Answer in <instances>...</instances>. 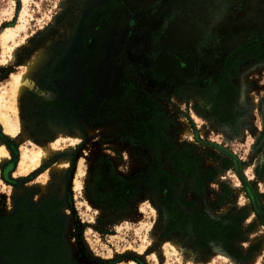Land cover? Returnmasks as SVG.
<instances>
[{"label": "rangeland", "instance_id": "obj_1", "mask_svg": "<svg viewBox=\"0 0 264 264\" xmlns=\"http://www.w3.org/2000/svg\"><path fill=\"white\" fill-rule=\"evenodd\" d=\"M0 20V39L8 27L18 35L11 52L0 40V94L34 57H49L21 98L22 130L11 138L0 124L10 154L0 166V231L22 207L51 206L68 257L79 264H264V0H0ZM236 58L239 92L224 121L210 114L208 85ZM132 87L158 102L173 144L213 172L204 190L189 180L185 200L193 207H179L239 216L231 248L165 235L167 193L145 183L156 156L121 133ZM49 143L61 152L23 175V150ZM103 159L142 180L126 212L90 198Z\"/></svg>", "mask_w": 264, "mask_h": 264}, {"label": "trees", "instance_id": "obj_2", "mask_svg": "<svg viewBox=\"0 0 264 264\" xmlns=\"http://www.w3.org/2000/svg\"><path fill=\"white\" fill-rule=\"evenodd\" d=\"M239 67L238 59L228 61L221 76L212 78L208 85V93L212 96L210 114L224 121H229L233 112L230 97L239 92L234 83L240 73ZM132 90L125 98L128 107L120 122L121 133L123 139L149 147L156 156L158 165L152 169L145 183L161 195L167 193L163 199L162 214L167 223L165 235L179 232L195 238L202 248L210 244L231 248L239 216L215 219L203 210L198 209V214H194L179 207V203L184 207H193L185 200L190 189L189 180L195 183L197 189L204 190L206 178L213 177V172H204L201 160L194 157L188 147L178 148L164 134L169 120L158 102L150 95L137 96V92ZM161 151H164V158H161ZM141 186L140 178L121 176L110 159H103L93 174L90 198L101 205L107 203L108 210L126 212L137 200ZM195 200V205H198L197 198ZM194 208L197 209L196 206ZM60 232L51 206L42 210L22 207L0 231V257L6 264H79L68 257Z\"/></svg>", "mask_w": 264, "mask_h": 264}, {"label": "bare ground", "instance_id": "obj_3", "mask_svg": "<svg viewBox=\"0 0 264 264\" xmlns=\"http://www.w3.org/2000/svg\"><path fill=\"white\" fill-rule=\"evenodd\" d=\"M13 15L14 13L12 10L9 16L6 17V22L10 23L13 19ZM17 36V33L8 27V29H6L1 35V44L11 52L13 47L9 46V42L15 41ZM48 60L49 57L44 52L34 57L30 62H28L22 72L12 76V82L10 81L11 90L4 91V93L0 94V124L3 131L11 138H15L23 127L19 120L21 98L25 94L26 90L31 87L35 71L46 65ZM6 62L4 63L6 64ZM73 147L74 145L70 146L69 149L72 150ZM60 152L61 151L57 146V143H49L43 148L33 145L30 149H24L21 154V162L19 164L21 173L23 175L29 174L48 161L49 158L58 155ZM9 160V151L0 141V166L8 163ZM68 162V159H64L60 162V165L64 170H66ZM59 167H56V169H60ZM78 174H80V169H78ZM75 187L76 189L80 188V184L76 183Z\"/></svg>", "mask_w": 264, "mask_h": 264}, {"label": "flooded vegetation", "instance_id": "obj_4", "mask_svg": "<svg viewBox=\"0 0 264 264\" xmlns=\"http://www.w3.org/2000/svg\"><path fill=\"white\" fill-rule=\"evenodd\" d=\"M236 59L239 60V62H240V67H241L242 61H241L239 58H236ZM232 60H234V59H232ZM240 67H239V70H240ZM224 69H225V68H224ZM223 71H224V70H222V73H223ZM213 78H217V77L214 76ZM217 79H218V78H217ZM211 80H212V79H211Z\"/></svg>", "mask_w": 264, "mask_h": 264}]
</instances>
